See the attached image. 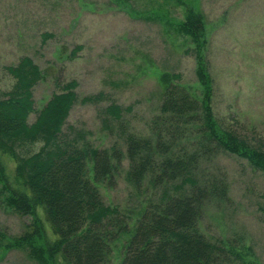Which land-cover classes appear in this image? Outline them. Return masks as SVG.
Returning <instances> with one entry per match:
<instances>
[{"label":"rangeland","instance_id":"rangeland-1","mask_svg":"<svg viewBox=\"0 0 264 264\" xmlns=\"http://www.w3.org/2000/svg\"><path fill=\"white\" fill-rule=\"evenodd\" d=\"M182 3L194 7L205 20L206 71L216 120L264 150V0H0V93L13 84L4 68L29 56L44 73L32 91L35 110L58 91L56 79L75 81L78 99L102 93L101 108L113 102L129 109L122 121L106 124L97 107L78 102L66 123L81 130L93 147L116 143L124 152L122 133L151 134L149 125L158 114L163 92L162 74H179L180 83L200 95L193 47L174 28L182 18ZM44 34L50 37L43 41ZM35 116L31 113L28 123ZM39 147L17 152L28 156ZM202 161L198 179H224L228 198L205 203L200 231L235 256L227 254L222 264H264V175L228 154ZM0 164L8 180L0 183V264H38L28 250L10 247L23 232L38 229L41 223L35 214L19 216L5 205L3 189L19 184L14 161L2 156ZM127 167L124 160L112 186L97 185L103 203L129 218L130 232L111 246L113 264L140 211L160 194L150 178L135 189L126 179ZM39 241L33 238L31 246L41 247ZM44 264L64 263L55 258Z\"/></svg>","mask_w":264,"mask_h":264},{"label":"trees","instance_id":"trees-1","mask_svg":"<svg viewBox=\"0 0 264 264\" xmlns=\"http://www.w3.org/2000/svg\"><path fill=\"white\" fill-rule=\"evenodd\" d=\"M182 5V18L174 28L193 47L190 53L202 86L200 95L182 85L179 74H162L158 114L149 125L152 135L141 137L125 131L124 152L116 143L109 148L93 147L81 130L66 123L78 102L97 107L106 124L122 121L129 109L113 102L101 108L102 93L78 99L75 81L56 79L58 91L35 110L32 91L44 73L29 56L4 68L13 84L0 93V158L8 156L14 161V179L19 184L3 189L7 194L4 203L16 215L35 214L41 223L40 228L23 232L11 248L28 250L38 264L55 258L64 264H113L111 246L130 232L129 218L103 203L97 185L112 186L126 160L127 181L139 189L150 178L160 194L140 211L114 264H222L231 254L200 231L205 203L228 198V185L224 179H198L199 166L201 160L228 154L264 175V150L216 120L206 71L205 20L194 7ZM49 37L44 34L43 41ZM31 113L36 116L30 124ZM35 144L40 147L33 154H18L17 149ZM5 175L0 164V183L8 182ZM34 210H39L38 215ZM33 238L41 240V247L31 246Z\"/></svg>","mask_w":264,"mask_h":264}]
</instances>
